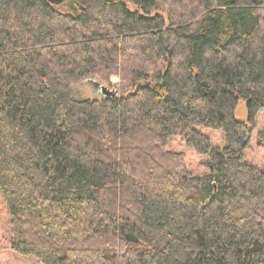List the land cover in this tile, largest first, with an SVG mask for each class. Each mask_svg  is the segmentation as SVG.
I'll list each match as a JSON object with an SVG mask.
<instances>
[{
    "label": "trees",
    "instance_id": "trees-1",
    "mask_svg": "<svg viewBox=\"0 0 264 264\" xmlns=\"http://www.w3.org/2000/svg\"><path fill=\"white\" fill-rule=\"evenodd\" d=\"M263 9L0 0L10 248L43 264H264V167L243 153L264 109ZM88 79L103 95L84 96ZM177 136L209 171L171 148Z\"/></svg>",
    "mask_w": 264,
    "mask_h": 264
},
{
    "label": "rangeland",
    "instance_id": "rangeland-1",
    "mask_svg": "<svg viewBox=\"0 0 264 264\" xmlns=\"http://www.w3.org/2000/svg\"><path fill=\"white\" fill-rule=\"evenodd\" d=\"M264 10V9H263ZM264 13V11H263ZM114 82L119 78L114 76ZM109 88H111L108 85ZM79 89L86 97H99L103 95V88L100 83L94 79H88L79 85ZM237 119L249 122L246 101L241 99L235 111ZM200 129L212 138L215 145L223 146L226 144V135L224 130L210 127H200ZM264 130V109H260L253 132L249 137L248 145L243 149L245 157L253 163L264 167V144H260L259 136ZM171 148L185 152L188 165L197 172L209 171L210 163L207 156L198 153L194 148L188 146L185 140L177 136L171 141ZM10 212L0 191V264H43L33 255L20 254L10 248Z\"/></svg>",
    "mask_w": 264,
    "mask_h": 264
},
{
    "label": "water",
    "instance_id": "water-1",
    "mask_svg": "<svg viewBox=\"0 0 264 264\" xmlns=\"http://www.w3.org/2000/svg\"><path fill=\"white\" fill-rule=\"evenodd\" d=\"M49 1L52 3H55V4H60V3L64 2L65 0H49ZM102 87H103V89H105L104 86H102Z\"/></svg>",
    "mask_w": 264,
    "mask_h": 264
}]
</instances>
